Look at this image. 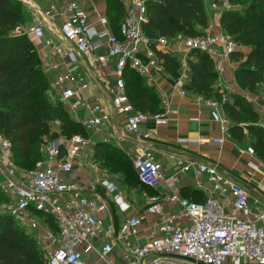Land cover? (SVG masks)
I'll list each match as a JSON object with an SVG mask.
<instances>
[{"label": "built area", "instance_id": "1", "mask_svg": "<svg viewBox=\"0 0 264 264\" xmlns=\"http://www.w3.org/2000/svg\"><path fill=\"white\" fill-rule=\"evenodd\" d=\"M21 1L35 16V35L43 37L47 29L52 33L48 40L50 53L42 63L45 71L54 72L49 90L79 119L89 135L61 133L57 138L46 139L42 157L35 166L24 167L14 157L12 140L0 132V188L5 195L0 209L2 214L11 216L20 227L35 235L47 264H88L84 254L89 250L103 262L113 264L110 256L115 246L139 225V220L132 217L119 226L106 225L107 205L86 193L88 188L96 187L94 182L87 185L69 176L88 149L91 151L94 137L103 133L109 123L110 137L118 141L136 139L132 161L139 180L152 188L159 184L162 164L153 151L156 131L143 125L148 119L156 125L166 124L168 115L164 110L149 113L136 107L128 93L124 68L130 65L143 75L151 66L166 72L156 48L169 50L171 38H151L145 32V0H122L126 15L118 33L113 30L107 13L91 18L87 0H48L47 8L33 0ZM230 3L231 0L212 1L211 7L221 15ZM172 39L184 45L183 70L179 76L183 82L189 78L187 56L193 49L217 57L230 55L237 48L226 31L178 35ZM142 56L148 59L147 63ZM97 76L103 80L112 111L103 102L92 101L85 94ZM180 90L186 92L184 88ZM226 99L224 94L221 99H206V103L227 132L229 118L223 109ZM112 115H122L123 123L118 120L115 124ZM259 124L264 128V113ZM188 138L202 142L211 140ZM214 140L222 142L224 138ZM242 152L256 153L253 146L243 148ZM177 162L181 171H192L199 178L198 185L205 187L206 200L198 202L170 193L167 198L182 207L181 215L188 220L179 224L178 214L163 209L161 197L150 196L148 210L161 215L158 229L162 236L130 246L124 251L121 264H171L174 256L204 264H264V194L257 193L250 203L245 184L218 163L186 162L179 157ZM248 164L259 170L263 162L249 161ZM203 175L207 176L210 186L202 184ZM174 184V180L168 182L170 188ZM117 198L123 197L117 195ZM230 206L239 214L231 212Z\"/></svg>", "mask_w": 264, "mask_h": 264}, {"label": "trees", "instance_id": "2", "mask_svg": "<svg viewBox=\"0 0 264 264\" xmlns=\"http://www.w3.org/2000/svg\"><path fill=\"white\" fill-rule=\"evenodd\" d=\"M110 23L119 32L126 15L122 0H106ZM147 20L145 32L151 37L178 35L197 36L206 33L210 14L206 0H145ZM21 0H0V132L13 142L16 161L24 167H34L42 157L43 134L50 128V119L59 118L65 134L80 132L89 135L85 127L71 116L63 102L54 104L45 95L50 80L42 67L40 53L28 33L11 32L25 20ZM223 30L237 46H249L245 53L236 48L230 56L238 60V81L244 88L255 91L264 82V0H252L243 9L225 8L221 14ZM157 55L172 77L181 74V58L177 53L156 48ZM189 78L184 88L206 99L222 98L224 110L231 121L229 129L237 140L250 136L252 146L264 161V128L258 124L260 115L243 95L228 94L218 86L219 71L215 58L206 51L193 49ZM127 89L132 102L143 111H163L161 98L153 85L130 65L124 68ZM37 86H40L36 88ZM46 86V87H44ZM254 124H258L257 128ZM95 152L106 153L104 168L120 174L127 189L134 185L152 188L142 183L134 168L132 156L113 142L96 143ZM35 156V157H33ZM5 195L0 188V202ZM56 229V224L52 223ZM0 264H47L45 254L38 247L34 234L27 232L9 215L0 214Z\"/></svg>", "mask_w": 264, "mask_h": 264}, {"label": "crops", "instance_id": "3", "mask_svg": "<svg viewBox=\"0 0 264 264\" xmlns=\"http://www.w3.org/2000/svg\"><path fill=\"white\" fill-rule=\"evenodd\" d=\"M33 1L40 4L43 8H47L50 4L48 0ZM100 1L102 2L100 3ZM206 3H208L207 7L210 14V23L205 28V31L215 33L224 31L221 25V15L212 9V2L209 3L206 0ZM86 6L90 10V16L92 19H97L99 15L107 13V3L105 0H87ZM33 21H35V16ZM31 29L33 32V26ZM33 35L29 36L35 43L41 56V63H43L47 58V55L50 53L48 40L52 37V33L47 29L46 34L43 37L36 36L34 32ZM169 46V51L177 53L181 57L182 63V57L184 54L183 43L171 38L169 39ZM237 48L242 49L245 53H248L251 50V48H247V46H237ZM193 58L194 56L189 52L187 56L189 63ZM214 58L219 71L218 86L222 89H226L228 94L237 93L248 98L255 111L259 113L260 121L264 113V92L261 94V91L259 90L262 88L260 85L264 84V82L259 85L261 87L259 90V87L257 88L259 93L256 92L257 90L252 92L249 89L244 88L238 81L236 75V69L239 64L238 60H233L230 55H222ZM45 72L51 82L54 72ZM143 76L147 79L150 85H153L156 88L161 98L160 105L168 115V122L166 124L156 125L152 119H148L143 125L156 131L153 151L156 159L162 164V177L159 184L155 188L141 187L133 194H130L122 188L118 180L106 177V175L102 173L93 172L88 164H84V167L82 166L83 170L76 169L75 172L69 176L70 178L76 179L87 185L94 182L96 187L88 188L86 193L107 205L108 214L105 218L106 225L114 223L119 226L122 222L132 217H136L139 220V225L130 232L126 239L119 241L115 246V251L110 256V260L113 264L124 263V251L130 246L142 244L162 236V233L158 229L161 215L151 213L148 210L150 196L158 195L161 197L160 202L163 209L168 213L178 214L177 223L179 224L187 223L188 220L185 216L181 215L183 211L182 207L171 202L167 198L170 193L175 192L183 197L198 202H204L206 200L207 193L204 189L205 187L198 185L199 178L194 172L181 171V167L177 162L178 157L186 162H215L218 163L221 168L230 170L235 177H238L240 181L245 184V187L250 194V203H252L257 193H260V195L264 194V161L258 156L256 151L254 155L242 152L243 148L252 146L250 136L243 140H237L231 135L230 129H228L227 132L224 131L222 123L213 117L211 107L207 105L206 99L199 94L185 89V81L183 82L179 76L176 78L172 77L166 72H162L153 66H151L149 72ZM102 82L103 80H101V77L97 76V80L91 81L90 88L85 94L92 101L99 100L103 102L108 109L112 111L109 97L104 92ZM181 88H184L186 92L182 93L180 90ZM70 114L73 119L80 122L73 113L70 112ZM112 116L115 124H117L118 120L123 123L122 115H117V119L114 115ZM230 124L231 121L229 119V126ZM109 129L110 124L107 123L104 126V132L94 137L95 141L93 146L98 142H112V139H114L116 142H113L114 145L118 146L133 157L136 148V139L132 138L125 141H118V139L109 136ZM189 136L208 137L211 140L208 142H202L195 139H189ZM220 137H223L224 141L219 142L214 140L215 138ZM124 143H126V147L124 146ZM90 152L91 151L89 150V153ZM249 161L257 163H260L261 161L263 162V165L260 166L259 170H254L249 166ZM200 179L203 185L206 187L210 186L206 175L201 176ZM170 180L175 181L172 188L168 186ZM117 195H122L123 198H117ZM230 198L232 199L233 197L230 195ZM229 210L239 214V212L235 211L232 206L229 207ZM84 256L88 264H107L93 251L89 250ZM175 257L176 256L171 258V264H175L173 261V258Z\"/></svg>", "mask_w": 264, "mask_h": 264}, {"label": "rangeland", "instance_id": "4", "mask_svg": "<svg viewBox=\"0 0 264 264\" xmlns=\"http://www.w3.org/2000/svg\"><path fill=\"white\" fill-rule=\"evenodd\" d=\"M207 1L209 3H211L213 0H207ZM214 1H218V0H214ZM101 2L102 1H100V3ZM250 2H252V0H231V3H230L229 7H236V8L243 9V6L245 4L249 5ZM106 3H107V1H106ZM210 9H211V7H210ZM24 13H25V16H24L25 17V19H24L25 21L21 25H18L19 27L16 26V27L12 28L11 32H17V30H20V31H24V32L28 33V35H33V32H32L31 28H32L33 22H34L33 21L34 15H33L32 11L29 8H26V7H24ZM248 47L249 46H247V48ZM182 70H183V65L181 67V72H182ZM49 85H48V87H47V89L45 90L44 93H45V95L47 97H49V99L54 104H56V103H58V101L55 99L53 93L49 90ZM260 86H262V88ZM260 86H259L258 90L261 88L259 91H261V94H262V92H264V88H263L264 84H261ZM38 87H40V86H37L36 88H38ZM44 87H46V86H44ZM258 90L256 91L257 93H259ZM252 92H254V91H252ZM258 124H259V120H258ZM258 124H254L253 126L257 128ZM55 131H57L59 134H61V133L65 134V129L62 127V121L59 118L52 117L50 119V128H49V130L44 132L43 138H41V140L44 142L46 139L48 140L49 138H52V134ZM65 135H67V134H65ZM57 137H55V138H57ZM112 142L116 143L114 141V139H112ZM124 146L126 147V143H124ZM89 150L90 149H88L86 157H84L82 160H80V162H83L84 164H88V166H90V168H91V170H93V172L100 173V174L102 173V174H105L106 177H110V178L118 180L119 184L122 186V188L127 193H130V194L132 193L133 194L135 191H137L140 188L139 186L134 185V188L132 190L127 189L125 186H123V184L121 182L120 174L111 173L108 169L104 168L102 160H103V158H105V156L107 154L105 152L104 153H98V152L96 153L95 149H94V146H92L90 153H89ZM33 157H35V156H33ZM79 163L77 164L76 169L83 170L82 166H80ZM0 204H1V202H0ZM0 214H2L1 209H0ZM173 261H174L175 264H197L196 262H194L192 260L183 259L181 257H179V258L175 257V258H173Z\"/></svg>", "mask_w": 264, "mask_h": 264}, {"label": "water", "instance_id": "5", "mask_svg": "<svg viewBox=\"0 0 264 264\" xmlns=\"http://www.w3.org/2000/svg\"><path fill=\"white\" fill-rule=\"evenodd\" d=\"M142 59H143V61H144L145 63L148 62V59H147L146 57L142 56ZM57 136H59V133H58L57 131L53 132V134H52V138H55V137H57ZM200 264H204V263H200Z\"/></svg>", "mask_w": 264, "mask_h": 264}]
</instances>
